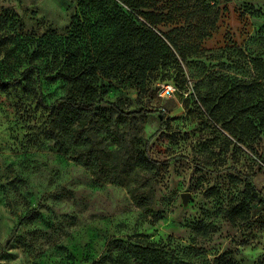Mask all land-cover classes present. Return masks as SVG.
I'll use <instances>...</instances> for the list:
<instances>
[{
    "label": "rangeland",
    "instance_id": "obj_1",
    "mask_svg": "<svg viewBox=\"0 0 264 264\" xmlns=\"http://www.w3.org/2000/svg\"><path fill=\"white\" fill-rule=\"evenodd\" d=\"M159 2L173 14L158 28L190 53L183 71L169 60L144 88L130 70L101 71L96 109L65 127L66 50L86 54L108 28L89 27L79 0H0V77L20 80L0 88V264H125L111 242L140 238L173 264H264V131L242 144L200 102L256 75L264 0Z\"/></svg>",
    "mask_w": 264,
    "mask_h": 264
},
{
    "label": "trees",
    "instance_id": "obj_2",
    "mask_svg": "<svg viewBox=\"0 0 264 264\" xmlns=\"http://www.w3.org/2000/svg\"><path fill=\"white\" fill-rule=\"evenodd\" d=\"M159 1L79 0L86 10L84 17L88 26L102 24L109 32L103 43L88 48L86 54L82 52L81 46L66 50L61 75L70 89L58 110V118L63 126L67 127L86 112L96 109L97 105L90 101V96L94 80L101 71L130 70L134 81L141 88L146 86L148 77L169 60L177 63L179 70L183 71L179 66L180 59L187 62L190 53L170 33L158 28L163 18L173 14L165 12L166 8L159 6ZM91 10L97 12V17L88 14ZM254 61L257 72L250 80H235L218 96L200 94V102L211 118L242 144H246L253 133L264 131V59L256 58ZM17 83H20L19 79L4 80L0 77V88L3 90ZM107 104L125 118L142 116L148 112L143 109L125 111L116 102ZM138 163L147 168L158 167V161L147 157L144 152H140ZM246 212L248 208L243 201L238 205L233 204L226 212V217L235 222ZM111 243L119 250L116 260L120 263L173 264L163 248L146 238H140L134 244H126L122 240Z\"/></svg>",
    "mask_w": 264,
    "mask_h": 264
},
{
    "label": "built area",
    "instance_id": "obj_3",
    "mask_svg": "<svg viewBox=\"0 0 264 264\" xmlns=\"http://www.w3.org/2000/svg\"><path fill=\"white\" fill-rule=\"evenodd\" d=\"M172 93V87L171 85H165L164 89L162 91V95L169 96Z\"/></svg>",
    "mask_w": 264,
    "mask_h": 264
},
{
    "label": "water",
    "instance_id": "obj_4",
    "mask_svg": "<svg viewBox=\"0 0 264 264\" xmlns=\"http://www.w3.org/2000/svg\"><path fill=\"white\" fill-rule=\"evenodd\" d=\"M182 197H183V202L187 203L189 196L187 194H183Z\"/></svg>",
    "mask_w": 264,
    "mask_h": 264
}]
</instances>
